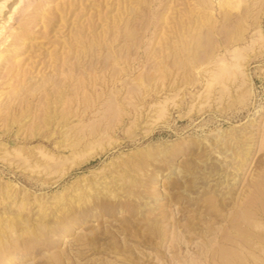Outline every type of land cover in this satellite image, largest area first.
Listing matches in <instances>:
<instances>
[{"label": "rangeland", "instance_id": "obj_1", "mask_svg": "<svg viewBox=\"0 0 264 264\" xmlns=\"http://www.w3.org/2000/svg\"><path fill=\"white\" fill-rule=\"evenodd\" d=\"M1 1L0 264H264V0Z\"/></svg>", "mask_w": 264, "mask_h": 264}, {"label": "bare ground", "instance_id": "obj_2", "mask_svg": "<svg viewBox=\"0 0 264 264\" xmlns=\"http://www.w3.org/2000/svg\"><path fill=\"white\" fill-rule=\"evenodd\" d=\"M195 1V0H194ZM199 2V1H198ZM235 2V1H234ZM249 2V1H248ZM131 3H132V1H131ZM230 3V2H229ZM236 3V2H235ZM15 4V3H14ZM197 4V3H196ZM3 6H4V4H3V2L1 1L0 2V11L2 10V8H3ZM16 6L17 5H15V8H16ZM186 6V5H185ZM194 6H195V4H194ZM215 6V5H214ZM244 6H245V4H244ZM192 7V6H191ZM202 7V6H201ZM228 7V6H227ZM233 7V6H232ZM235 7V6H234ZM12 8V6L10 7V9ZM14 8V7H13ZM14 8V9H15ZM193 8V7H192ZM82 9V8H81ZM171 9V8H170ZM200 9V8H199ZM207 9V8H206ZM15 10H17V9H15ZM240 10H242V8L240 9ZM130 11V10H129ZM186 11V10H185ZM223 11V10H222ZM3 12H5V11H3ZM3 12H2V15H3ZM12 12V11H11ZM175 12H176V10H175ZM188 12V11H187ZM186 12V13H187ZM217 12V11H216ZM241 12V11H240ZM243 12V11H242ZM242 12H241V14H242ZM9 13V12H8ZM13 13V12H12ZM39 13V12H38ZM180 13V12H179ZM223 13V12H222ZM237 13V12H236ZM256 13V12H255ZM254 13V14H255ZM181 14V13H180ZM190 14V13H189ZM193 14V13H192ZM233 14V13H232ZM50 15V14H49ZM98 15V14H97ZM194 15V14H193ZM216 15V14H215ZM220 15V14H219ZM231 15V14H230ZM7 16L9 17L10 16V14L8 15L7 14ZM177 16V15H176ZM180 16V15H179ZM235 16V15H234ZM243 16H244V14H243ZM1 17H3V16H1ZM49 17H51V16H49ZM214 17V16H213ZM222 17H223V15H222ZM228 17H229V15H228ZM231 17V16H230ZM238 17V16H237ZM240 17V16H239ZM236 18V19H240V18ZM249 18V17H248ZM176 19V18H175ZM178 19V18H177ZM194 19V18H193ZM230 19H232V17L230 18ZM233 19H235V17L233 18ZM235 19V21H237ZM41 20V19H40ZM180 20V19H179ZM223 20V19H222ZM181 21V20H180ZM228 21H230V20H228ZM232 21V20H231ZM239 21V20H238ZM92 22V21H91ZM175 21H173V23H174ZM182 22V21H181ZM190 22V21H189ZM195 22H197L196 20H195ZM250 22V21H249ZM186 23V22H185ZM193 23V22H192ZM203 23V22H202ZM226 23V22H225ZM232 23V22H231ZM234 23H236V22H234ZM233 23V24H234ZM257 23V22H256ZM176 24V23H175ZM178 25H179V22H178ZM196 25V24H195ZM243 25V24H242ZM250 25H251V23H250ZM253 25V24H252ZM259 25V24H258ZM36 26V25H35ZM102 26V25H101ZM111 26V25H110ZM182 26V25H181ZM192 24H191V29H192ZM256 26V25H255ZM80 27V26H79ZM194 27H197V26H194ZM223 27V26H222ZM228 27V26H227ZM233 27V25H231V28ZM246 27V26H245ZM0 28H2V25H0ZM177 28H179V27H177ZM175 29V28H174ZM173 29V30H174ZM233 29V28H232ZM256 29V28H255ZM26 30V29H25ZM24 30V31H25ZM208 30H209V28H208ZM222 30V29H221ZM241 30H243V29H241ZM180 31V30H179ZM185 31V30H184ZM191 31V30H190ZM189 31V32H190ZM216 31V30H215ZM225 31V29L223 30V32ZM232 31V30H231ZM258 31V30H257ZM197 32V31H196ZM206 32H207V30H206ZM222 32V33H223ZM226 33H227V31H225ZM29 33V32H28ZM172 33V32H171ZM226 33L224 34V35H226ZM242 33H243V31H242ZM131 34V33H130ZM185 34V33H184ZM186 34H187V32H186ZM209 34V33H208ZM258 34V33H257ZM36 35H37V33H36ZM44 35V34H43ZM170 35V34H169ZM210 35V34H209ZM209 35H206L207 37L209 36ZM216 35H218L217 33H216ZM222 35V34H221ZM39 36V35H38ZM211 36V35H210ZM227 36H228V33H227ZM261 36V35H260ZM127 37V36H126ZM172 37V36H171ZM206 37V38H207ZM241 37V36H240ZM198 38H199V36H198ZM213 38V37H212ZM215 38V37H214ZM229 38V37H228ZM233 38V37H232ZM130 39V38H129ZM174 39V38H173ZM177 39V38H176ZM208 39V38H207ZM226 39V38H225ZM239 39V38H238ZM261 39V38H260ZM104 40V39H103ZM179 40V39H178ZM185 40V39H184ZM196 40V39H195ZM228 40V39H227ZM81 41V40H80ZM133 41V40H132ZM177 41V40H176ZM186 41V40H185ZM189 41V40H188ZM201 41V40H200ZM206 41V43H207V40H205ZM234 41V40H233ZM261 41H262V39H261ZM169 42V41H168ZM194 42V41H193ZM192 42V43H193ZM227 42V41H226ZM225 42V43H226ZM263 43H264V41H262ZM73 43V42H72ZM82 43V42H81ZM165 43H167V42H165ZM170 43V42H169ZM176 43V42H175ZM190 43V42H189ZM188 43V44H189ZM214 43L215 42H213V43H209V45L210 44H213L214 45ZM262 43V44H263ZM187 44V43H186ZM216 44V43H215ZM219 43H217L216 45H218ZM108 45V44H107ZM166 45V44H165ZM195 45V44H194ZM212 45V46H213ZM164 46V45H163ZM179 46V45H178ZM187 46V45H186ZM199 46V45H198ZM203 46V45H202ZM215 46V45H214ZM9 47H11V46H9ZM216 47V46H215ZM17 48V47H16ZM102 48V47H101ZM174 48H175V46H174ZM197 48V47H196ZM195 48V49H196ZM210 48V47H209ZM14 49V48H13ZM158 49V48H157ZM160 49V48H159ZM170 49V48H169ZM169 49H168V51H169ZM17 50V49H16ZM154 50V49H153ZM165 50H167V48L165 49ZM171 50V49H170ZM14 51H15V49H14ZM76 51V50H75ZM152 51V50H151ZM159 51V50H158ZM161 51V50H160ZM229 51V50H228ZM236 51V50H235ZM13 52V51H12ZM16 52V51H15ZM68 52V51H67ZM154 52L156 53V50H154ZM162 52V51H161ZM173 52V51H172ZM192 52H193V49H192ZM7 53L9 54V52L7 51ZM150 53H152V52H150ZM173 53H175V51L173 52ZM176 53H177V51H176ZM194 53V52H193ZM197 53H199V52H197ZM153 54V53H152ZM168 54V53H167ZM170 54V53H169ZM204 54V53H203ZM207 54V53H206ZM149 55V54H148ZM185 55V54H184ZM209 55V54H208ZM222 55V54H221ZM159 56V55H158ZM163 56V55H162ZM199 56H201L200 54H199ZM224 56V55H223ZM234 56V55H233ZM136 57V56H135ZM155 57H157V55L155 56ZM174 57H175V55H174ZM221 57V56H220ZM226 57V56H225ZM65 58V57H64ZM192 58V57H191ZM197 58H199V57H197ZM118 59V58H117ZM124 59V58H123ZM126 59V58H125ZM185 59V58H184ZM203 59V58H202ZM132 60V59H131ZM135 60V59H134ZM183 60V59H182ZM189 60H191V59H189ZM198 60V59H197ZM204 60V59H203ZM164 61V60H163ZM199 61V60H198ZM201 61V60H200ZM220 61H222V59H220ZM224 61V60H223ZM4 62V64H5V61H3ZM64 62V61H63ZM110 62V61H109ZM197 62V61H196ZM225 62V61H224ZM106 63V62H105ZM117 63H118V61H117ZM123 63V62H122ZM193 64V63H192ZM11 66V65H10ZM125 66V65H124ZM131 66V65H130ZM186 66V65H185ZM188 66V65H187ZM62 67V66H61ZM2 68H4V66L2 67ZM108 68V67H107ZM113 68H116V67H113ZM126 68V67H125ZM237 68V67H236ZM239 68V67H238ZM15 69V68H14ZM10 70V69H9ZM58 70V69H57ZM114 70H116V69H114ZM4 71V70H3ZM2 71V72H3ZM113 71V70H112ZM1 72V73H2ZM210 72V71H209ZM69 73V72H68ZM177 73V72H176ZM6 74V73H5ZM4 74V75H5ZM7 74H9V73H7ZM111 74V73H110ZM205 74V73H204ZM1 75V74H0ZM64 75L66 76V74L64 73ZM242 76H244L243 75V73L241 74ZM113 76V75H112ZM216 76V75H215ZM44 77H46V76H44ZM52 77V76H51ZM46 78H44L43 80H45ZM48 79H50V78H48ZM53 80V79H52ZM56 80V79H55ZM75 80V82H76V79H74ZM73 81V80H72ZM183 81V80H182ZM35 82V81H34ZM34 82H33V84H34ZM46 82H47V80H46ZM53 82V81H52ZM56 82V81H55ZM81 82V81H80ZM78 83V82H77ZM208 83V82H207ZM31 84H32V82H31ZM36 84V83H35ZM34 84V85H35ZM42 84H44V83H42ZM41 83L39 84V85H42ZM57 84V83H56ZM61 84H63V83H61ZM25 85V84H24ZM30 85V84H29ZM50 85V84H49ZM55 85V84H54ZM59 85V84H58ZM71 85V84H70ZM183 85V84H182ZM56 86V85H55ZM61 86V85H60ZM62 86H64V85H62ZM30 87V86H29ZM42 87V86H41ZM75 87H76V84H75ZM177 87V86H176ZM20 88V87H19ZM24 88V87H23ZM23 88H22V90H23ZM38 88V87H37ZM37 88H35L36 90H37ZM61 88V87H60ZM72 88V87H71ZM113 88V87H112ZM15 89V88H14ZM33 89V88H32ZM46 89H48V88H46ZM45 89V90H46ZM51 89V88H50ZM64 89V88H63ZM128 89V88H127ZM250 88H248V90H249ZM6 90V89H5ZM43 90V89H42ZM72 90H74V89H72ZM19 91V90H18ZM34 91V90H33ZM46 91H48V90H46ZM132 91V90H131ZM134 91H136V90H134ZM54 91H52L51 90V93H53ZM109 92V91H108ZM10 93V92H9ZM16 93V92H15ZM19 93V92H18ZM40 93H42V92H40ZM251 93V92H250ZM109 94V93H108ZM249 94V93H248ZM23 95V94H22ZM41 95V94H40ZM48 95H49V93H48ZM61 95V94H60ZM242 95H243V93H242ZM42 96V95H41ZM40 96V97H41ZM50 96V95H49ZM117 96V95H116ZM132 96V95H131ZM176 96V95H175ZM16 97V96H15ZM26 97V96H25ZM38 97H39V95H38ZM108 97V96H107ZM126 97V96H125ZM240 97H243V96H240L239 95V98ZM45 98V97H44ZM56 98V97H55ZM55 98H54V100H55ZM166 98V97H165ZM39 99V98H38ZM103 99V98H102ZM209 99V98H208ZM245 99H247V98H245ZM245 99H244V101H245ZM250 99V98H249ZM12 100V99H11ZM128 100V99H127ZM172 100H173V98H172ZM6 101V100H5ZM49 101V100H48ZM104 101V100H103ZM102 101V102H103ZM109 101H110V98H109ZM242 101V100H241ZM247 101V100H246ZM7 102V101H6ZM56 102V101H55ZM111 102V101H110ZM91 103V102H90ZM107 103V102H106ZM109 103V102H108ZM107 103V104H108ZM241 103V102H240ZM43 104H44V102H43ZM54 104H56V103H54ZM103 104V103H102ZM105 104V103H104ZM4 106H5V104H4ZM88 106H89V104H88ZM101 106V105H100ZM108 106V105H107ZM99 107V106H98ZM104 107V106H103ZM178 107V106H177ZM113 108V107H112ZM114 109V108H113ZM112 109V110H113ZM92 110V109H91ZM69 112H70V110H68ZM106 111V110H105ZM114 111V110H113ZM97 112V111H96ZM100 112V111H99ZM130 112V111H129ZM133 112V111H132ZM41 113V112H40ZM45 112H43V114H44ZM131 113V112H130ZM161 113V112H160ZM55 114H56V112H55ZM65 114V113H64ZM119 114L121 115V113L119 112ZM40 115H42V114H40ZM39 115V116H40ZM68 115V114H67ZM83 115H84V113H83ZM108 115V114H107ZM106 115V116H107ZM162 115V114H161ZM38 116V117H39ZM65 116V115H64ZM79 116V115H78ZM124 116V115H123ZM43 117H46V115L44 114V116ZM57 117V116H56ZM81 117H82V115H81ZM95 117V116H94ZM101 117V116H100ZM112 117V116H111ZM99 118V117H98ZM119 118V117H118ZM39 119V118H38ZM48 119V118H47ZM56 119V118H55ZM130 119V118H129ZM113 120V119H112ZM40 121V120H39ZM44 121H45V119H44ZM109 121H110V119H109ZM48 122V121H47ZM46 122V123H47ZM40 123V122H39ZM45 123V122H44ZM43 123V124H44ZM97 123V122H96ZM41 124H42V122H41ZM46 125V124H45ZM75 125V124H74ZM84 126V125H83ZM97 126V125H96ZM68 128H70L71 126H67ZM83 128V127H82ZM128 128V127H127ZM264 128V127H263ZM90 129V128H89ZM92 129V128H91ZM95 129H96V127H95ZM115 129V128H114ZM78 130V129H77ZM104 130V129H103ZM63 131V130H62ZM90 130H88V132H89ZM92 131H93V129H92ZM242 131V130H241ZM246 131V130H245ZM75 132V131H74ZM82 131H80L79 133H81ZM107 132H108V130H107ZM236 132H238V130L236 131ZM71 133V132H70ZM103 133V132H102ZM213 133H214V131H213ZM212 133V134H213ZM227 133V132H226ZM225 132H224V134H226ZM85 134V133H84ZM87 134V133H86ZM237 134V133H236ZM240 134V133H239ZM81 135H83L82 133H81ZM220 135V134H219ZM232 135V134H231ZM238 135V134H237ZM93 136V135H92ZM206 136V135H205ZM208 136V135H207ZM244 136V135H243ZM233 137V136H232ZM235 137H236V135H235ZM81 138V137H80ZM204 138H206V137H204ZM86 139V138H85ZM264 139V138H263ZM76 140V139H75ZM214 140V139H213ZM223 140V139H222ZM91 141V140H90ZM230 141V140H229ZM235 141V140H234ZM245 141V140H244ZM250 141V140H249ZM88 142H89V140H88ZM208 142V141H207ZM209 143V142H208ZM213 143H214V141H213ZM225 143V142H224ZM260 143V142H259ZM263 143H264V141H263ZM81 144V143H80ZM227 144V143H226ZM229 145H230V143H228ZM232 144V143H231ZM236 144V143H235ZM252 144V143H251ZM70 145V144H69ZM259 145H261V144H259ZM221 146V145H220ZM219 146V147H220ZM264 146V145H263ZM70 147V146H69ZM72 147V146H71ZM75 147V146H74ZM74 147H72V148H74ZM226 147V146H225ZM235 147V146H234ZM261 147V146H260ZM259 147V148H260ZM213 148V147H212ZM244 148V147H243ZM19 149V148H18ZM220 149H222L223 151L225 150V149H223V148H220ZM228 149V148H227ZM235 149V148H234ZM247 149V148H246ZM233 150V149H232ZM254 150V149H253ZM257 150V149H256ZM226 151V150H225ZM230 151V150H229ZM234 151H236V150H234ZM234 151H233V153H234ZM246 151V150H245ZM6 152V151H5ZM4 152V153H5ZM78 152V151H77ZM174 152V151H173ZM214 152H215V150H214ZM74 153H75V151H74ZM246 154V153H245ZM241 155H242V152H241ZM221 156V155H220ZM235 156V155H234ZM244 156H246V155H244ZM229 157V156H228ZM236 157V156H235ZM24 158V157H23ZM221 158H222V156H221ZM237 158V157H236ZM242 158V157H241ZM24 160V159H23ZM233 160V159H232ZM238 160V159H237ZM243 160V159H242ZM223 161V160H222ZM241 161V160H240ZM233 162V161H232ZM137 163H138V160H137ZM231 164V163H230ZM140 165V164H139ZM221 166V165H220ZM232 166V165H231ZM240 166V165H239ZM127 167V166H126ZM129 167V166H128ZM46 168V167H45ZM44 168V169H45ZM225 168V167H224ZM236 168V167H235ZM264 168V167H263ZM201 169V168H200ZM233 169V168H232ZM262 169V168H261ZM213 170V169H212ZM187 171V170H186ZM262 170H260V172H261ZM208 172V171H207ZM213 172V171H212ZM217 172V171H216ZM215 172V173H216ZM221 172V171H220ZM219 172V173H220ZM205 173V172H204ZM218 173V172H217ZM225 173V172H224ZM258 173V172H257ZM263 173V172H262ZM206 174H208V173H206ZM210 174V173H209ZM229 174H230V172H229ZM256 174V173H255ZM258 175V174H257ZM213 176V175H212ZM219 176V175H218ZM226 176V175H225ZM224 176V177H225ZM238 176V175H237ZM255 176V175H254ZM261 176V175H260ZM209 177V176H208ZM229 177V176H228ZM223 178V177H222ZM252 179H254V178H252ZM251 179V180H252ZM262 179H263V177H262ZM261 179V180H262ZM222 180V179H221ZM226 180H227V178H226ZM235 180V179H234ZM250 180V181H251ZM257 180V179H256ZM223 181V180H222ZM233 181V180H232ZM260 181V180H259ZM263 182H264V179H263ZM96 183V182H95ZM247 183V182H246ZM257 184H258V182H256ZM93 184V183H92ZM95 185V184H94ZM256 185V184H255ZM96 186V185H95ZM257 186V185H256ZM253 188L255 187L254 185L252 186ZM258 187L260 188V186L258 185ZM264 187V186H263ZM104 188V187H103ZM249 188H251V186L249 187ZM248 188V189H249ZM255 188H257V187H255ZM14 190V189H13ZM228 190V189H227ZM259 191L258 189H255L254 191ZM229 191V190H228ZM252 191V190H251ZM24 192V191H23ZM99 192V191H98ZM242 193V192H241ZM256 193V192H255ZM258 193V192H257ZM263 193V192H262ZM17 194V193H16ZM243 194V193H242ZM250 194V193H249ZM252 194H254L253 192H252ZM259 194V193H258ZM23 195V194H22ZM244 195H246L245 193H244ZM16 196V195H15ZM215 196V195H214ZM214 196H213V198H214ZM241 196V195H240ZM248 196V195H247ZM254 196H255V194H254ZM261 196H264V195H261ZM82 197V196H81ZM97 197V196H96ZM245 197V196H244ZM250 197V196H249ZM249 197L247 198V199H249ZM252 197V196H251ZM243 198V197H242ZM254 198V197H253ZM260 198V197H259ZM264 198V197H263ZM73 199V198H72ZM203 199V198H202ZM201 199V200H202ZM241 200L242 201V199L241 198H239L238 197V200ZM246 199V200H247ZM3 200V199H2ZM22 200V199H21ZM199 200H200V198H199ZM207 200V199H206ZM230 200H231V198H230ZM244 200V199H243ZM250 200V199H249ZM14 201V200H13ZM203 201V200H202ZM206 202V201H205ZM239 202V201H238ZM245 202V201H244ZM252 202V201H251ZM257 202V201H256ZM37 203H38V201H37ZM53 203V202H52ZM92 203V204H91ZM201 203V202H200ZM249 203V202H248ZM254 204H255V202H253ZM258 203H260V202H258ZM222 204V203H221ZM225 204V203H224ZM237 204V203H236ZM240 204H242V203H240ZM246 204V203H245ZM251 204V203H250ZM43 205H44V203H43ZM85 205H87V207L89 206V207H93V208H98V210L100 209V208H105V209H107V210H109V211H111V210H114L115 208H116V204H114V203H112V202H106V200L103 198V197H100L99 198V200L96 202H93V201H91L90 199H87V201H86V203H85ZM121 205H125L124 207H126V209H131L132 208V206H134L133 204L131 205V202L130 201H125L124 202V204H121ZM214 205H216V204H214ZM203 206V205H202ZM253 206V205H252ZM261 208H262V206H261V203H260V205H259ZM43 207V206H42ZM81 207V206H80ZM131 207V208H130ZM247 207V206H246ZM248 207H250V206H248ZM6 208V207H5ZM204 208V207H203ZM241 208V207H240ZM242 208H243V206H242ZM255 208H256V206H255ZM29 209V208H28ZM51 209V208H50ZM133 209V208H132ZM252 209V208H251ZM258 209V208H257ZM263 209H264V207H263ZM37 210V209H36ZM67 210H68V208H67ZM214 210V209H213ZM238 209H236L235 211H236V214L238 213V211H237ZM242 211H243V209H241ZM244 210H246V209H244ZM40 211V210H39ZM41 211H42V209H41ZM44 211V210H43ZM53 211V210H52ZM118 211V210H117ZM217 211V210H216ZM220 211V210H219ZM234 211V210H233ZM255 211V210H254ZM261 211H264V210H262L261 209ZM7 212V211H6ZM5 212V213H6ZM22 212V211H21ZM20 212V213H21ZM54 212V211H53ZM246 212V211H245ZM51 213V212H50ZM233 213V212H232ZM241 213V212H240ZM239 213V214H240ZM247 213H248V211H247ZM247 213H245V215L247 214ZM251 213L252 212H249V214L251 215ZM16 214V213H15ZM49 214V213H48ZM215 214H216V212H215ZM248 214V216L247 217H250V215ZM261 214V213H260ZM263 214V213H262ZM20 215V214H19ZM27 215V214H26ZM32 215V214H31ZM223 215V214H222ZM234 215V214H233ZM253 215V214H252ZM255 215V214H254ZM9 216V215H8ZM24 216V215H23ZM237 216V215H236ZM241 216V215H240ZM264 216V215H263ZM4 217V216H3ZM34 217V216H33ZM45 217V216H44ZM229 217H230V215H229ZM231 217H233V216H231ZM252 217V216H251ZM257 217V216H256ZM262 217V216H261ZM11 218V217H10ZM26 218H28V217H26ZM211 218V217H210ZM215 218V217H214ZM240 218V217H239ZM253 218V217H252ZM5 219V218H4ZM14 219V218H13ZM209 219V218H208ZM233 219V218H232ZM231 219V220H232ZM237 219V218H236ZM245 219V218H244ZM256 219V218H255ZM258 219H260V217L258 218ZM264 219V218H263ZM29 220V219H28ZM216 220V219H215ZM218 220V219H217ZM230 220V221H231ZM235 220V219H234ZM242 220V219H241ZM246 220V219H245ZM257 220V219H256ZM5 221V223H6V220H4ZM239 221H240V219H239ZM11 222V221H10ZM235 222V221H234ZM259 222H261V221H259ZM40 223V222H39ZM208 223V222H207ZM240 223H241V221H240ZM242 223H243V221H242ZM245 223V222H244ZM246 223H247V221H246ZM246 223H245V225H246ZM230 224V223H229ZM235 225H236V222L234 223ZM234 224H233V226H234ZM5 225V224H4ZM205 225V224H204ZM244 225V224H243ZM230 226V225H229ZM232 226V227H233ZM247 226V225H246ZM184 227L186 228V230L188 231V232H193V227H192V225L190 224V223H187V224H185L184 225ZM222 227V226H221ZM224 227H225V225H224ZM223 227V228H224ZM251 227V226H250ZM176 228V227H175ZM213 228V227H212ZM222 228V229H223ZM220 230V229H219ZM224 230H225V228H224ZM238 231H240V230H238ZM238 231H236V232H238ZM243 231H245V230H243ZM202 232V231H201ZM222 232V231H221ZM224 232V231H223ZM222 232V233H223ZM242 232V231H241ZM29 233L31 234V238L29 239L30 241H36V236H35V234H34V232L33 231H29ZM36 233V232H35ZM243 233V232H242ZM221 234V233H220ZM244 234V233H243ZM247 234V233H246ZM59 235V234H58ZM176 235V234H175ZM212 235V234H211ZM222 235V234H221ZM221 235H219L220 237H221ZM228 235V234H227ZM248 235V234H247ZM1 236V235H0ZM248 236H250V235H248ZM257 236V235H256ZM256 236H253L254 238L256 237ZM51 237V236H50ZM49 237V238H50ZM55 237H57V236H55ZM59 237V236H58ZM176 237V236H175ZM95 238V236L93 235L92 236V238H91V240L93 241V239ZM203 238V237H202ZM231 238H233V237H231ZM206 239V238H205ZM212 239H214V238H212ZM218 239H220V238H218ZM223 239V238H222ZM229 239V238H228ZM237 239H238V237H237ZM240 240V239H239ZM242 240H244V239H242ZM213 241V240H212ZM221 241H223V240H221ZM233 241V240H232ZM249 241V240H248ZM41 242V241H40ZM189 242V241H188ZM216 242H217V247H212V248H209V251L211 252V253H213V254H216V255H218V259H221V261H222V263H220L219 262V264H231V256H232V251L230 252V250L229 249H232V248H226L224 245H219V241L218 240H216ZM224 242V241H223ZM237 242V241H236ZM242 242V241H241ZM244 242V241H243ZM247 242V241H246ZM227 243H231L230 241H228ZM215 244V243H214ZM241 244H243V243H241ZM3 245H5L3 242H2V239L0 238V262H2V261H10L12 258H13V256L12 255H10V253L8 252V250L7 249H1V248H3ZM212 245V244H211ZM216 245V244H215ZM214 245V246H215ZM239 245V244H238ZM202 246V245H201ZM240 246V245H239ZM246 246H247V244H246ZM245 246V247H246ZM251 246H252V242H251ZM90 247H92V246H90ZM211 247V246H210ZM229 247V246H228ZM249 248V247H248ZM207 250V249H206ZM235 251V250H234ZM115 253L116 254H121V252H120V249L119 248H116L115 249ZM30 254H31V252H30ZM212 254V255H213ZM233 254H235V253H233ZM205 255V254H204ZM220 257V258H219ZM234 257V256H233ZM236 257H237V255H236ZM216 258V257H215ZM166 259V258H165ZM208 260V259H207ZM209 260H211V259H209ZM235 260V259H234ZM233 261V260H232ZM213 262V261H212ZM216 262V261H215ZM240 262H241V260H240ZM130 263H132V264H138L137 262H133V261H131ZM188 263V262H187ZM205 263V262H204ZM247 263V262H246ZM170 264V263H169ZM191 264H195V263H191ZM210 264H212V263H210ZM214 264V263H213ZM242 264H244V263H242Z\"/></svg>", "mask_w": 264, "mask_h": 264}]
</instances>
